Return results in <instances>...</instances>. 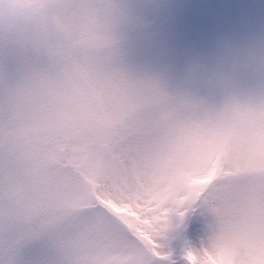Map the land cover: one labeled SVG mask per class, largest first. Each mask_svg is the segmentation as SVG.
I'll return each instance as SVG.
<instances>
[{"label":"rangeland","instance_id":"obj_1","mask_svg":"<svg viewBox=\"0 0 264 264\" xmlns=\"http://www.w3.org/2000/svg\"><path fill=\"white\" fill-rule=\"evenodd\" d=\"M109 2L119 63L171 99L132 113L143 122L135 157L62 173L47 165L48 181L62 194L61 225L117 264L150 261V236L177 264L187 248L196 251V264H264V104L223 97L209 82L230 55L264 41V0ZM25 8L9 5L14 22ZM47 29L17 24L0 40H42ZM7 50L0 46V70ZM29 225V217L14 220L19 232Z\"/></svg>","mask_w":264,"mask_h":264},{"label":"snow or ice","instance_id":"obj_2","mask_svg":"<svg viewBox=\"0 0 264 264\" xmlns=\"http://www.w3.org/2000/svg\"><path fill=\"white\" fill-rule=\"evenodd\" d=\"M67 3L42 40H0L8 49L0 70V264H117L61 225L62 194L46 167L108 168L135 157L143 122L132 113L171 99L119 63L109 0ZM19 215L30 218L27 231L14 226ZM149 239L154 254L141 264H177L156 237ZM182 258L198 260L190 248Z\"/></svg>","mask_w":264,"mask_h":264},{"label":"clouds","instance_id":"obj_3","mask_svg":"<svg viewBox=\"0 0 264 264\" xmlns=\"http://www.w3.org/2000/svg\"><path fill=\"white\" fill-rule=\"evenodd\" d=\"M13 0H0V38L8 39L15 34V26L23 24L27 29L49 28L55 18L65 13L63 0H16L26 5L23 16L15 22L10 15L9 5ZM230 63L209 74V82L219 87L223 97L232 98L242 104H264V41L247 47L240 54L229 56ZM247 75L248 85H242L240 78Z\"/></svg>","mask_w":264,"mask_h":264}]
</instances>
